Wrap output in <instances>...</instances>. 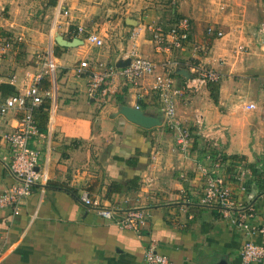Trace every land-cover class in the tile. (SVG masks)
<instances>
[{"label":"crops","instance_id":"crops-1","mask_svg":"<svg viewBox=\"0 0 264 264\" xmlns=\"http://www.w3.org/2000/svg\"><path fill=\"white\" fill-rule=\"evenodd\" d=\"M47 1L54 16L55 0ZM14 2L2 0L0 9ZM65 4L69 16L58 17L52 32L71 40L76 27L83 26L104 45L83 43L52 50L55 107L51 117L48 102L33 112L41 135L29 142L38 152V167L47 182L33 188L17 216L0 208V264H144L150 243L173 264H241L244 242L264 245V235L246 236L235 224L236 215L222 218L217 206H202L199 198L206 180L218 178L242 209H249V223L264 230V38L257 33L264 21L253 26L244 7L242 18L214 19L224 36L212 40L200 24H190L189 42L168 54L152 40L149 28L166 23L153 4L141 0H66ZM262 9L259 2L256 10L264 19ZM0 28L13 38L21 37L14 51L0 52V75L16 93L28 86L42 54L31 50L30 40L17 32L23 28L7 19H0ZM194 45L203 50L193 53ZM239 46L246 51L239 52ZM132 55L153 62L157 72L174 63L175 121L190 132L187 152L178 150L176 133L160 119L157 96L149 88L151 77L136 85L120 77L107 80L91 98L87 78L72 70L81 60L99 71L96 62L115 66ZM191 60L220 73L214 90L185 89L191 77L186 64ZM42 85L48 87L45 81ZM250 102L255 110L246 109ZM122 106L138 107L160 119L161 125L145 129L129 123L120 114ZM21 116L15 110L0 115V138L14 130ZM229 156L244 159L222 161ZM9 159V148L0 139V194L17 184L7 170ZM245 164L254 165L257 174ZM113 185L119 191L109 192ZM84 192L100 207L141 209L147 214V226L140 234L120 229L114 220L101 218L95 207L82 204ZM251 264H264V259Z\"/></svg>","mask_w":264,"mask_h":264},{"label":"built area","instance_id":"built-area-1","mask_svg":"<svg viewBox=\"0 0 264 264\" xmlns=\"http://www.w3.org/2000/svg\"><path fill=\"white\" fill-rule=\"evenodd\" d=\"M2 1V0H0ZM5 1V0H4ZM32 2L38 0H29ZM66 0H55V21L49 32L48 48L40 56V66L36 73L30 77V83L23 90L12 94H4L2 85H6L5 78L0 75V115H4L12 110L22 112L14 130L4 133L1 136L10 151V159L7 164L9 174L17 181L16 185L9 186L2 190L0 194V208H7L13 216H17L21 211L25 199L29 197L32 190L37 185L47 182L46 174L40 171L38 167V152L29 146V142L36 136H40L38 127L33 118V112L44 106L48 102V111L50 117L55 107L56 91V62L53 55V48L58 46L54 40L55 32H52L58 17H68L69 10L66 8ZM2 8L0 12L2 13ZM190 22L182 18L169 29L163 30L160 25L149 28L152 33V40L156 47L168 54L183 48L189 42ZM257 33L260 38H264V22L260 23ZM80 36H84L83 39ZM207 39H220L224 36L223 31L215 24L208 25L205 28ZM73 38L83 41V43L101 48L104 45L93 32H86L83 26H77ZM21 42V37H11L9 33L3 34L0 28V52L5 54L8 51H14L16 45ZM193 53L203 50L199 46H192ZM246 47L239 46V52H245ZM130 62L126 67L115 68L113 65L95 63L94 66L99 69L95 71L90 69V63L87 60L79 61L78 65L72 69L77 77L87 78V94L93 98L101 88L104 82L116 77L124 79L127 83L138 84L143 78L151 77L152 82L150 90L156 94L160 113L164 124L169 130L174 131L175 143L178 150L182 153L187 152L191 147L192 138L189 130L175 121V100L174 97L178 91L173 87L172 71L174 63H166L163 71L157 72L156 65L136 55L130 56ZM188 73L191 77L185 84V89L197 90L202 87L218 84L221 81V75L218 71L208 66V64L188 61ZM94 67V68H95ZM48 83V87H43V82ZM183 93V92H182ZM247 110H255L256 105L252 102L246 106ZM138 109V107H135ZM83 205L95 207L97 214L106 220H114L117 227L122 230H129L140 234L147 226V214L139 208H128L121 210L115 206L100 207L95 200H91L89 195L84 192L80 198ZM126 204V201L124 202ZM199 204L202 206H217L222 218H231L236 215L235 224L242 230L246 236L254 233L264 235V230L256 229L249 223L252 216L247 210L242 209V204L238 202L223 181L218 178H208L204 187V192L199 198ZM241 264H251L260 262L264 259V245L254 244L250 239L246 240L242 246ZM144 264H173L166 256L158 253L153 244L150 243L144 252Z\"/></svg>","mask_w":264,"mask_h":264},{"label":"rangeland","instance_id":"rangeland-1","mask_svg":"<svg viewBox=\"0 0 264 264\" xmlns=\"http://www.w3.org/2000/svg\"><path fill=\"white\" fill-rule=\"evenodd\" d=\"M141 2L153 4L157 8L156 13L161 14L165 22L172 19L171 11L174 10L178 16L187 19L192 25L200 24L202 30L208 25H214V19L224 20L225 17L234 16L242 18L244 7L246 19L253 26L264 21L256 10L259 2L264 10V0H141ZM48 3L47 0L35 2L15 0L13 4H6L7 9L4 8L6 13H4L5 10L0 12L1 20L7 19L8 22H13L14 26L23 28L24 31L17 32H23L25 39L30 40L31 50H38L41 54L46 47L47 31L51 29L55 21L52 15L53 8L49 7ZM2 24H4L3 21Z\"/></svg>","mask_w":264,"mask_h":264},{"label":"water","instance_id":"water-1","mask_svg":"<svg viewBox=\"0 0 264 264\" xmlns=\"http://www.w3.org/2000/svg\"><path fill=\"white\" fill-rule=\"evenodd\" d=\"M54 40L60 47H68V48H76L83 45V41L77 38H73L71 40H67L66 38H63L59 34H55ZM130 62V59L126 60H120L116 65L115 68H123L126 67ZM186 74V78H188V73L184 71ZM249 74H257V72H250ZM120 114L129 122L132 124H135L136 126H139L141 128H152L156 126H160L161 122L160 119H162V115L160 114V119L150 117L145 115L142 111L136 108H132L130 106H122L120 110Z\"/></svg>","mask_w":264,"mask_h":264},{"label":"trees","instance_id":"trees-1","mask_svg":"<svg viewBox=\"0 0 264 264\" xmlns=\"http://www.w3.org/2000/svg\"><path fill=\"white\" fill-rule=\"evenodd\" d=\"M54 4H55V2H54ZM172 12V14H171V16H172V19H170V20H168V21H166V23H164V25H162V28L164 29V30H166V29H169L172 25H174L176 22H178L181 18H182V16H178L175 12H174V10L173 11H171ZM191 24V23H190ZM189 38H190V33H189ZM215 85H217V84H215ZM215 85H210V86H208L209 88H212L211 90H214V88H213V86H215ZM2 92L4 93V94H12V93H14V90L12 89V87H10L9 85H2ZM213 101L216 103L217 102V98L215 97V96H213ZM42 108H46L45 106H43V107H41V108H39V109H42ZM190 131H191V133H192V130L190 129ZM194 138L196 139V137L194 136ZM195 142V141H194ZM198 145V140H197V142H195V145ZM204 147H206V146H204ZM207 147H210L209 145L207 146ZM204 149H206V148H204ZM207 149H209V148H207ZM211 152H212V155H215L216 153L215 152H213L212 150H211ZM244 158H239V157H236V156H229V157H223L222 158V161H226V160H234V161H239V160H243ZM244 166H246L247 168H249L254 174H257V172H256V170L254 169V165H252V164H245ZM119 189H120V187H116L115 185H113L110 189H109V192L110 191H119Z\"/></svg>","mask_w":264,"mask_h":264}]
</instances>
